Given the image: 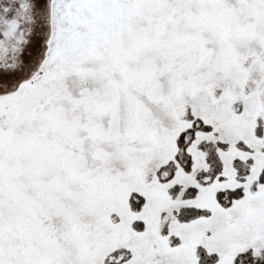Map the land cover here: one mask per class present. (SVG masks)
Here are the masks:
<instances>
[{"label": "snow or ice", "instance_id": "obj_1", "mask_svg": "<svg viewBox=\"0 0 264 264\" xmlns=\"http://www.w3.org/2000/svg\"><path fill=\"white\" fill-rule=\"evenodd\" d=\"M0 264H264V0H0Z\"/></svg>", "mask_w": 264, "mask_h": 264}, {"label": "flooded vegetation", "instance_id": "obj_2", "mask_svg": "<svg viewBox=\"0 0 264 264\" xmlns=\"http://www.w3.org/2000/svg\"><path fill=\"white\" fill-rule=\"evenodd\" d=\"M37 23H38V21H37ZM27 27L31 28V27H33V25H27Z\"/></svg>", "mask_w": 264, "mask_h": 264}]
</instances>
